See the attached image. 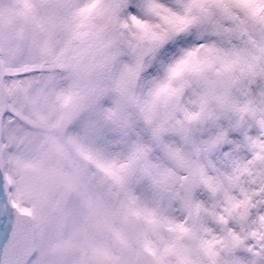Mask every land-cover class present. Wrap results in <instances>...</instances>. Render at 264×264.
<instances>
[{
    "label": "snow or ice",
    "instance_id": "snow-or-ice-1",
    "mask_svg": "<svg viewBox=\"0 0 264 264\" xmlns=\"http://www.w3.org/2000/svg\"><path fill=\"white\" fill-rule=\"evenodd\" d=\"M0 264H264V0H0Z\"/></svg>",
    "mask_w": 264,
    "mask_h": 264
}]
</instances>
